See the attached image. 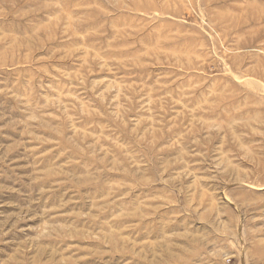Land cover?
Listing matches in <instances>:
<instances>
[{
    "label": "rangeland",
    "instance_id": "1",
    "mask_svg": "<svg viewBox=\"0 0 264 264\" xmlns=\"http://www.w3.org/2000/svg\"><path fill=\"white\" fill-rule=\"evenodd\" d=\"M0 264H264V0H0Z\"/></svg>",
    "mask_w": 264,
    "mask_h": 264
}]
</instances>
